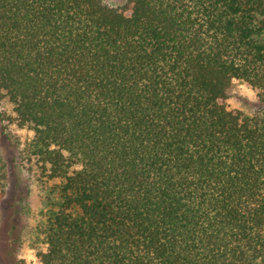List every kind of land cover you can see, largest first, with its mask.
<instances>
[{"label":"trees","instance_id":"trees-1","mask_svg":"<svg viewBox=\"0 0 264 264\" xmlns=\"http://www.w3.org/2000/svg\"><path fill=\"white\" fill-rule=\"evenodd\" d=\"M233 80L264 102V0H0L38 263L264 264V108Z\"/></svg>","mask_w":264,"mask_h":264},{"label":"rangeland","instance_id":"rangeland-1","mask_svg":"<svg viewBox=\"0 0 264 264\" xmlns=\"http://www.w3.org/2000/svg\"><path fill=\"white\" fill-rule=\"evenodd\" d=\"M126 0H104L121 6ZM226 106L253 115L264 102L248 84L233 80ZM33 131L16 121L13 106L0 100V168L4 180L0 189V264H39L36 253L44 249L37 232L42 219L44 187L34 160L25 156Z\"/></svg>","mask_w":264,"mask_h":264}]
</instances>
